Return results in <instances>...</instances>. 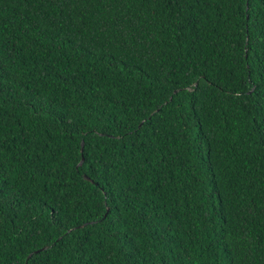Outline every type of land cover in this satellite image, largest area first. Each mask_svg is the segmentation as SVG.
Instances as JSON below:
<instances>
[{
    "label": "trees",
    "instance_id": "1",
    "mask_svg": "<svg viewBox=\"0 0 264 264\" xmlns=\"http://www.w3.org/2000/svg\"><path fill=\"white\" fill-rule=\"evenodd\" d=\"M0 264H264V0H0Z\"/></svg>",
    "mask_w": 264,
    "mask_h": 264
},
{
    "label": "water",
    "instance_id": "2",
    "mask_svg": "<svg viewBox=\"0 0 264 264\" xmlns=\"http://www.w3.org/2000/svg\"><path fill=\"white\" fill-rule=\"evenodd\" d=\"M84 159L82 160V162L80 163L81 165H83Z\"/></svg>",
    "mask_w": 264,
    "mask_h": 264
},
{
    "label": "clouds",
    "instance_id": "3",
    "mask_svg": "<svg viewBox=\"0 0 264 264\" xmlns=\"http://www.w3.org/2000/svg\"><path fill=\"white\" fill-rule=\"evenodd\" d=\"M81 165V164H80Z\"/></svg>",
    "mask_w": 264,
    "mask_h": 264
}]
</instances>
